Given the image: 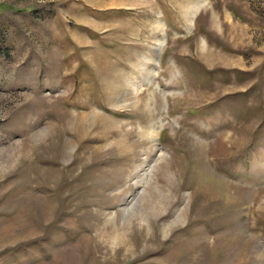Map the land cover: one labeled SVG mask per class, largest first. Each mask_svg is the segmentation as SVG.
I'll use <instances>...</instances> for the list:
<instances>
[{"label": "rangeland", "instance_id": "obj_1", "mask_svg": "<svg viewBox=\"0 0 264 264\" xmlns=\"http://www.w3.org/2000/svg\"><path fill=\"white\" fill-rule=\"evenodd\" d=\"M0 264H264V0H0Z\"/></svg>", "mask_w": 264, "mask_h": 264}, {"label": "bare ground", "instance_id": "obj_2", "mask_svg": "<svg viewBox=\"0 0 264 264\" xmlns=\"http://www.w3.org/2000/svg\"><path fill=\"white\" fill-rule=\"evenodd\" d=\"M164 42H165V39L160 40V43L158 46L161 48V46L164 44Z\"/></svg>", "mask_w": 264, "mask_h": 264}]
</instances>
